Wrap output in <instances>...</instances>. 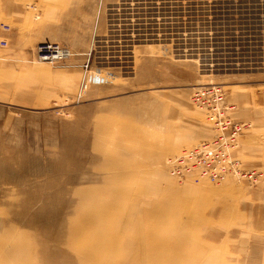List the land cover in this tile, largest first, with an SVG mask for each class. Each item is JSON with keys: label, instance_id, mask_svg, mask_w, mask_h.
<instances>
[{"label": "rangeland", "instance_id": "rangeland-1", "mask_svg": "<svg viewBox=\"0 0 264 264\" xmlns=\"http://www.w3.org/2000/svg\"><path fill=\"white\" fill-rule=\"evenodd\" d=\"M0 6V264H264V0Z\"/></svg>", "mask_w": 264, "mask_h": 264}, {"label": "built area", "instance_id": "built-area-1", "mask_svg": "<svg viewBox=\"0 0 264 264\" xmlns=\"http://www.w3.org/2000/svg\"><path fill=\"white\" fill-rule=\"evenodd\" d=\"M69 50L63 48V47H59L55 44H51V43H45L44 45H39L38 47V58L41 59V60H45V61H48V62H53V61H56V60H62L64 59L65 57L68 56ZM86 72H87V65H84L83 66V74H82V80H81V87L84 88L85 86V83H86ZM110 75H103V73H96V77H95V82L96 84H105L108 82V79ZM111 77V76H110ZM214 129V128H213ZM214 133H215V136H217V134L221 133L220 130H217L216 128L214 129ZM236 135V134H234ZM222 140H223V143H225V138H223L221 135H219ZM236 146V144H235ZM210 150L207 152L209 153ZM198 153V150L194 149V150H190V151H187L181 155H178L174 158H172L170 160V163L171 165L173 166L174 169H177V164H182L179 160H183L185 161L183 164H182V167L187 169V170H192L194 169L193 166L195 165V161H196V154ZM237 169L235 167L232 168V171L235 172ZM229 171L227 170V173ZM171 173V171H170ZM226 173V174H227ZM172 174V173H171ZM225 174V175H226Z\"/></svg>", "mask_w": 264, "mask_h": 264}, {"label": "crops", "instance_id": "crops-1", "mask_svg": "<svg viewBox=\"0 0 264 264\" xmlns=\"http://www.w3.org/2000/svg\"><path fill=\"white\" fill-rule=\"evenodd\" d=\"M0 8H1V6H0ZM80 14V15H82V16H89V18H91L92 17V14H93V12H92V10L90 9V7L89 8H87V9H84V11L81 9V8H77V11L76 12H70V13H68V12H66V15L67 14H71V15H75V14ZM2 14V11H0V15ZM57 14H59L58 12H57ZM65 14V13H64ZM97 16V15H96ZM95 19H96V17H95ZM2 35H5V33L3 32V31H0V36H2ZM9 37H10V40L11 41H14V37L16 36V34L14 33V32H11L9 35H8ZM17 37V36H16ZM1 55V54H0ZM1 56H0V60H1ZM191 80V79H190ZM177 92H179V91H177ZM178 94H180V93H178ZM249 95H252V93H249ZM179 112H181V110L179 111ZM180 118V117H179Z\"/></svg>", "mask_w": 264, "mask_h": 264}]
</instances>
